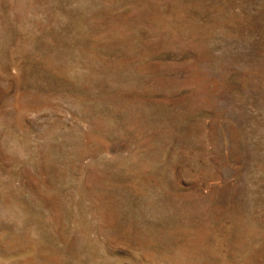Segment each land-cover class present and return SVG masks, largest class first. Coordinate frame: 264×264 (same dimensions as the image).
<instances>
[{
    "label": "rangeland",
    "instance_id": "374dc122",
    "mask_svg": "<svg viewBox=\"0 0 264 264\" xmlns=\"http://www.w3.org/2000/svg\"><path fill=\"white\" fill-rule=\"evenodd\" d=\"M0 264H264V0H0Z\"/></svg>",
    "mask_w": 264,
    "mask_h": 264
}]
</instances>
